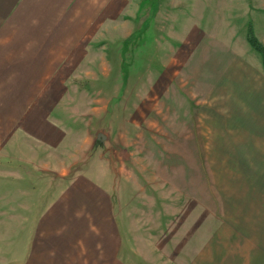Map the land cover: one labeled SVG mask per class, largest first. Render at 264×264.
<instances>
[{"label": "crops", "instance_id": "0c3cea01", "mask_svg": "<svg viewBox=\"0 0 264 264\" xmlns=\"http://www.w3.org/2000/svg\"><path fill=\"white\" fill-rule=\"evenodd\" d=\"M185 1L189 9H182L179 0H0V185H41L29 199V214L15 207L0 210L3 217L29 216L22 264H133L132 241L127 244L124 238L118 219L122 206L112 187L121 174L114 166L117 156L122 153L126 165L127 147L140 124L132 107H142L143 119V106L149 103L146 90H156V105L170 110L181 104L183 95L189 96L180 89L195 90L200 84L210 103L220 94V103L252 105L248 116L264 120L260 54L245 35L248 45L237 46L242 51L249 47L250 56L217 58L212 33L197 21L203 13ZM228 11L222 8L227 16L222 22L227 43L223 50L237 42L239 29L242 32ZM166 13L169 19L160 17ZM150 20H172L182 30L180 36L164 34V45L153 46L155 87H150L143 68L149 31L157 38L160 34ZM136 36L142 41L141 54L124 59V46ZM258 39L264 44V38ZM223 96L244 102L225 101ZM162 109L157 121L167 115ZM261 135L264 140V130ZM91 153L102 166L98 173L89 171ZM103 175L109 176L108 185ZM3 189L0 195L18 198L20 205V188Z\"/></svg>", "mask_w": 264, "mask_h": 264}, {"label": "rangeland", "instance_id": "374dc122", "mask_svg": "<svg viewBox=\"0 0 264 264\" xmlns=\"http://www.w3.org/2000/svg\"><path fill=\"white\" fill-rule=\"evenodd\" d=\"M153 2H149L150 7ZM188 2L203 13V18L197 21L212 33L217 58L232 60L231 53L250 56L249 47L246 51L240 48L244 49L242 42L248 45L244 37L251 20L256 37L264 38V0ZM178 3L187 9V1ZM222 8L237 17H229L238 20L237 28H243V33L238 30L237 34L241 35H237V42L234 45L231 42L224 50L227 43L222 22L227 16L222 14ZM166 16L167 13L160 15ZM152 27H157L160 34L157 38L149 31V52L145 53L143 68L148 70L150 87H155L157 51L154 52L153 46L164 45V34L180 36L182 30L172 20L158 23L154 20ZM130 42L124 46V59L130 55L135 60V55L142 52L143 48L138 46L142 41L136 36ZM220 59L213 63L214 69ZM180 90L189 96L183 95L181 104L172 105L170 110H166L168 105H156V90H146L145 101L149 103L143 106V119L139 116L142 107H132L133 116L140 124L133 130V144L127 147L125 158L129 159L124 165V155L120 153L119 161L114 164L117 173H121L117 177L112 172L113 181L117 177L112 189L122 206V211L118 209V219L127 244L131 245L132 241L133 245L129 259L133 264H264V152H258L259 147L264 151L261 135L264 120L258 117L253 120L250 118L253 113L248 116L252 105L220 103L222 98L216 92L210 103V99L205 100L206 89L200 84L195 90ZM223 98L243 101V98ZM162 108L167 115L157 121L160 116L157 112L163 111ZM238 115L249 119L243 121ZM109 124L106 115L103 125ZM89 158L90 173H98L102 169L98 166L99 158L93 153ZM123 166L127 168H119ZM103 177L108 185L109 176ZM22 183L0 185V190L4 187V191L10 192L20 188L24 197L19 205L18 198L14 201L13 197L0 195V210L15 207L22 214H29V199L33 200L34 189L41 185ZM52 187L55 189L56 184ZM15 217L0 214V264H22L26 252L29 216Z\"/></svg>", "mask_w": 264, "mask_h": 264}, {"label": "trees", "instance_id": "16d2710c", "mask_svg": "<svg viewBox=\"0 0 264 264\" xmlns=\"http://www.w3.org/2000/svg\"><path fill=\"white\" fill-rule=\"evenodd\" d=\"M247 40L250 45L260 54L264 64V44L256 37L251 25L248 27Z\"/></svg>", "mask_w": 264, "mask_h": 264}]
</instances>
